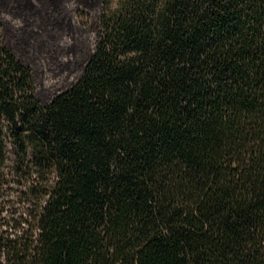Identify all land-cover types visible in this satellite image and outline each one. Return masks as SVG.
I'll return each mask as SVG.
<instances>
[{"label": "trees", "instance_id": "obj_1", "mask_svg": "<svg viewBox=\"0 0 264 264\" xmlns=\"http://www.w3.org/2000/svg\"><path fill=\"white\" fill-rule=\"evenodd\" d=\"M0 264H264V0H103L48 102L0 19Z\"/></svg>", "mask_w": 264, "mask_h": 264}, {"label": "rangeland", "instance_id": "obj_2", "mask_svg": "<svg viewBox=\"0 0 264 264\" xmlns=\"http://www.w3.org/2000/svg\"><path fill=\"white\" fill-rule=\"evenodd\" d=\"M102 6L103 0H0L3 42L32 67L42 102L82 74Z\"/></svg>", "mask_w": 264, "mask_h": 264}]
</instances>
